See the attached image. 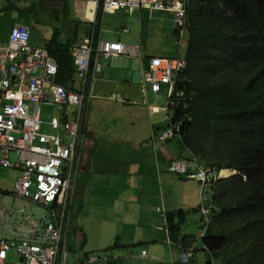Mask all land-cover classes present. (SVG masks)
I'll list each match as a JSON object with an SVG mask.
<instances>
[{"label": "crops", "instance_id": "1", "mask_svg": "<svg viewBox=\"0 0 264 264\" xmlns=\"http://www.w3.org/2000/svg\"><path fill=\"white\" fill-rule=\"evenodd\" d=\"M33 4L36 8L32 6L30 11L24 10ZM3 8L7 9L0 12V41H6L14 24L21 23L18 22L20 15L27 13L31 16L34 13L33 22L50 23L53 18L57 19L61 24V35L58 34L57 39L60 42L74 40L72 48L94 32L98 10L93 3L81 0H0V10ZM8 18L13 20L11 26L7 25ZM171 20L169 13H151L137 9L131 12H102L98 40L140 45L143 54L142 57L123 55L108 60L99 58L97 61L100 71L92 86L94 97L88 108L85 157L76 181L71 219L73 206L76 205L75 209L80 215L92 213L101 218L105 215V219L117 224L110 228L94 223L90 231L84 221L78 224V230L71 224L72 248L75 244L81 245L83 241H87L86 230L90 236L98 230L100 233L97 236L105 231L109 233L106 239L113 242V245L117 242L125 248L134 247L141 241L166 243L176 251L167 264L179 262L187 249L195 251L192 264L207 258L195 248L197 238L200 241L202 239L201 231L194 236L181 229L182 236H191L195 240L190 248L176 246L169 238L165 221L167 213L182 210L185 215L197 217L200 226L204 224L199 213L200 185L197 180L184 179L167 171L168 164L182 153L176 141L161 144L154 138L163 130V123L160 122L162 109L158 104L162 102V92L170 97L168 88L161 85L160 91L153 93L144 83L145 70L151 57L171 59L177 56L178 50L184 55L182 47L185 48L187 43V32L184 36L185 43L178 45ZM125 29L127 32L123 31ZM144 29L146 35L143 45ZM32 30L31 27V34ZM52 36L47 34L34 40L32 35L30 44L43 46L49 43ZM182 156L187 157L188 153L184 152ZM226 171L232 174L229 177L235 174L234 171ZM11 172L16 175L13 177L16 179L17 171ZM5 190L7 187L0 183V194ZM17 226L20 225L16 224L12 228ZM126 229L130 230L127 235ZM71 230L76 231L73 233ZM2 232L13 235L10 228L8 230L0 225V234ZM9 252L6 263L11 256ZM145 256V259H150L147 253ZM155 259L157 258L151 260L155 263ZM116 260L122 263V257Z\"/></svg>", "mask_w": 264, "mask_h": 264}, {"label": "built area", "instance_id": "2", "mask_svg": "<svg viewBox=\"0 0 264 264\" xmlns=\"http://www.w3.org/2000/svg\"><path fill=\"white\" fill-rule=\"evenodd\" d=\"M81 1L93 3L103 13L136 9L151 13L168 12L172 15L176 41L182 45L187 31L189 0ZM123 31L127 32V29ZM30 34V26L16 23L8 40L0 41V167L17 171L11 192L16 198L49 207V214L48 217L42 214L40 221L35 222L42 225L41 229L28 224L31 214L25 207H20V216L15 219L11 216L8 223L0 219L1 227L6 225L8 230L17 224V220L20 226L27 228L23 237L9 232L0 234V264H7V253L11 250L20 259L16 264H69L71 211L77 177L85 157L88 108L94 97L92 86L100 71L97 61L123 55L142 57L143 53L140 45L94 40L93 32L72 48L75 90H69L57 83V63L49 54L47 43L31 45ZM185 67L186 61L180 50L171 59L151 57L144 83L153 93H158L161 85H165L168 94L172 95L176 91L177 74ZM174 96L180 97L182 92H175ZM41 104L57 107V115L49 123L54 131L52 134L42 132ZM179 131L178 124H171L169 129L154 138L162 143ZM167 171L199 182V213L206 223L201 229L204 236L212 211L207 192L223 177L222 170L202 166L196 160L179 159L170 162ZM0 212H7L4 202H1ZM10 212L13 213L14 208ZM141 253V258L145 259L146 252ZM194 258V249H187L179 262L171 264H192ZM97 261L98 257H91L80 264ZM155 261L164 264L162 260ZM196 264L207 262L202 260Z\"/></svg>", "mask_w": 264, "mask_h": 264}, {"label": "trees", "instance_id": "3", "mask_svg": "<svg viewBox=\"0 0 264 264\" xmlns=\"http://www.w3.org/2000/svg\"><path fill=\"white\" fill-rule=\"evenodd\" d=\"M101 16L98 8L94 40ZM186 18V67L175 87L182 96L174 92L166 105L169 125L180 126L168 140L182 151L174 160L235 172L210 188L211 222L196 251L207 264H264V0H189ZM58 34L47 44L56 80L75 90L74 40L60 42ZM184 220L182 210L165 215L171 242L190 248L195 240L182 236ZM70 243L69 232L71 251Z\"/></svg>", "mask_w": 264, "mask_h": 264}, {"label": "rangeland", "instance_id": "4", "mask_svg": "<svg viewBox=\"0 0 264 264\" xmlns=\"http://www.w3.org/2000/svg\"><path fill=\"white\" fill-rule=\"evenodd\" d=\"M9 4H11L10 1H9ZM33 5L27 6L24 10L30 11L31 10L30 7L32 8ZM159 13H168V12H159ZM33 14L34 13H32L31 16H29L27 13L22 14L18 18V22H21L22 24L29 25L33 28L32 34L30 36L31 39H32V35H33L34 40H39V37L47 36V34L54 35L56 32L57 33L60 32L59 28H61V24L58 22L57 19L53 18L52 22H50V23H48V22H45V23L44 22H33L34 21L33 17H32ZM171 17H172V15H171ZM12 23H13V20L8 18L7 19V25L11 26ZM171 24H172V20H171ZM63 27H65V26H63ZM172 29H173V26H172ZM59 35H61V33H59ZM185 41H186V39L184 37L183 38V44L185 43ZM177 44H178V42H177ZM182 52L183 53L185 52L184 47H182ZM179 74L180 73H178L177 76H179ZM160 96H161V101H162L161 103L158 104L159 107L162 109V112L160 113L162 115L160 122L163 123V129H169L170 128L169 120H168L167 115H166V105H167V98L168 97L164 92H162L160 94ZM40 109H41V120L43 123L42 124V132L46 133V134L54 133V131L50 128L49 123L51 122L52 117L57 115V107H55L53 105L47 106L45 104H41ZM11 171L12 170L0 168V183L4 187H7V190H5V192H3V194H0V206H1V202H4L7 205V212L6 213L0 212V219L5 220L6 222L10 221L11 216H12V219H15L16 216H18V217L20 216L19 208L25 207L28 209V211L31 214V220L28 221V224L31 227L35 226V227L41 229L42 225L41 224L36 225L35 222L40 221L42 214H44L45 216L48 217L49 207L44 208V207L39 206L37 204L30 203L26 199L16 198L13 195V193H11L13 181L15 179V178H13L15 174L13 175V172H11ZM221 174L223 176L221 179L228 178L230 175H232V174L227 175V174H223V173H221ZM207 193L210 197V189L208 190ZM75 195H76V186H75ZM74 199H75V197H74ZM11 208H14L13 213L10 212ZM75 208H76V205L73 206V215H72V219H71V224L77 228L76 230H78V224L82 223V221H84L88 231H90L92 229V227H94V223H100L101 225H103V226L106 225L110 228H112L114 226V224L115 225L117 224L115 221H110V219H108V218L105 219V217H104L105 215H103L102 218L100 216H97V215H92V213H86V214L80 215ZM185 217L186 218H185V220L181 226V229L183 230V232L192 233L194 236H197V234L201 231V229L204 227V225H206V223L202 224V226H200L197 217H195L193 215H188V214H186ZM211 217H212V211H211L209 223L211 222ZM73 220H75V221H73ZM16 222H17V225L20 224V221L17 220ZM4 226L6 229L7 228L6 225H4ZM199 226H200V228H199ZM26 229L27 228L25 225L17 226L15 229L10 227V232L15 236L20 235L21 237H23L22 235L24 234ZM76 230H71V231L74 233V231H76ZM85 230H86V228H85ZM126 231H127L126 232V235H127L130 230L126 229ZM86 233H87V237H88L87 241H83L81 245L75 244V245H73V248H72L71 243H70V247L72 248V250L70 251V255H69V260H68L69 264H80V263L84 262L87 258H91V257H98L99 258V261H97L94 264H108L109 262L115 261V260H111V261L107 262V260L109 258L116 259L119 257H122V263L120 262L121 264H156V261L154 263V261L151 260L152 258H157L158 260L163 259L162 261L164 262V264H166V263L171 262L170 256L172 255L173 252H176L174 249L169 248V246L166 243H154V242H147V241H141L140 243H138V245H135L134 247H130V248L127 247L124 249H122V248L115 249L112 247L113 242H110L109 239H106V235L109 236V233H105V231H103V234L101 236H97L100 233L98 230H95L92 233V236L89 235L87 230H86ZM70 239H71V237H70ZM157 246L159 247L158 249H157ZM201 246H202V242L200 241V239L197 238V243L195 244V248L200 249ZM142 250H144L147 253V256L150 259L139 258V255H140ZM16 255H15V252L13 250H11L9 252L10 257H8V259H7V264L18 263L20 261V259ZM117 256H119V257H117Z\"/></svg>", "mask_w": 264, "mask_h": 264}, {"label": "water", "instance_id": "5", "mask_svg": "<svg viewBox=\"0 0 264 264\" xmlns=\"http://www.w3.org/2000/svg\"><path fill=\"white\" fill-rule=\"evenodd\" d=\"M34 8H36V5H33ZM8 8V7H7ZM7 8H3L0 10V12H4L6 11ZM27 11V10H26ZM145 35H146V31L144 29V32H143V45L145 44Z\"/></svg>", "mask_w": 264, "mask_h": 264}, {"label": "bare ground", "instance_id": "6", "mask_svg": "<svg viewBox=\"0 0 264 264\" xmlns=\"http://www.w3.org/2000/svg\"><path fill=\"white\" fill-rule=\"evenodd\" d=\"M95 6V5H94ZM9 38V37H8ZM8 40V39H7ZM48 44V43H47ZM47 46V45H46ZM179 76H177V78H178ZM177 84V83H176ZM222 173L223 174H227V175H230V172H228V171H226V170H222ZM202 238H203V236H202ZM185 252V251H184ZM202 260H204L205 262H207V258L206 259H202ZM202 260H200V261H202ZM200 261H197L196 263H199ZM195 263V264H196Z\"/></svg>", "mask_w": 264, "mask_h": 264}]
</instances>
